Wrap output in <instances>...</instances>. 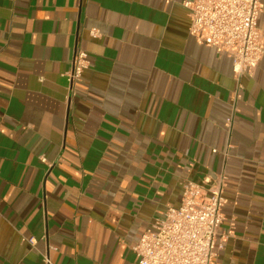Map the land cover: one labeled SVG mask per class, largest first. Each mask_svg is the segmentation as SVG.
I'll list each match as a JSON object with an SVG mask.
<instances>
[{
	"label": "crops",
	"instance_id": "0c3cea01",
	"mask_svg": "<svg viewBox=\"0 0 264 264\" xmlns=\"http://www.w3.org/2000/svg\"><path fill=\"white\" fill-rule=\"evenodd\" d=\"M182 1L0 0V264H137L131 246L207 176L225 201L213 260L264 264V55L232 115L231 59ZM257 26L264 46V1Z\"/></svg>",
	"mask_w": 264,
	"mask_h": 264
},
{
	"label": "built area",
	"instance_id": "2783aa9c",
	"mask_svg": "<svg viewBox=\"0 0 264 264\" xmlns=\"http://www.w3.org/2000/svg\"><path fill=\"white\" fill-rule=\"evenodd\" d=\"M263 1H182L190 17V35L199 43L213 47L217 54L231 59L236 81L232 115L235 101L239 98V89L242 88L241 77L252 76L264 55L263 33L257 26ZM90 33L92 36L97 35L95 29ZM88 64L87 54L77 50L65 73L67 97L74 95V87L80 82ZM232 115L226 121L227 127L231 125ZM40 158L45 161L44 156ZM209 181L207 176L202 184L191 181L183 183L180 205L166 207L131 246L137 264H218L213 260V249L217 243L225 201L221 187H204ZM48 250L41 253L42 261L44 264H55Z\"/></svg>",
	"mask_w": 264,
	"mask_h": 264
}]
</instances>
